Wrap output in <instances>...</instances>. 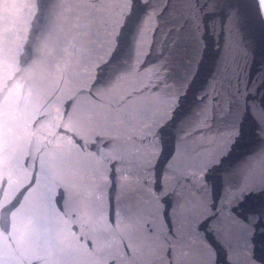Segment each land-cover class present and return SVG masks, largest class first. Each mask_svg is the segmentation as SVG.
<instances>
[{
    "label": "water",
    "instance_id": "obj_1",
    "mask_svg": "<svg viewBox=\"0 0 264 264\" xmlns=\"http://www.w3.org/2000/svg\"><path fill=\"white\" fill-rule=\"evenodd\" d=\"M0 264H264V0H0Z\"/></svg>",
    "mask_w": 264,
    "mask_h": 264
}]
</instances>
